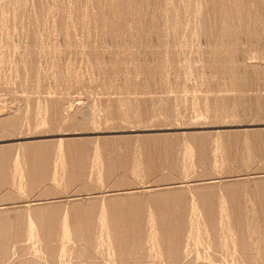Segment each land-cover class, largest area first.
Returning a JSON list of instances; mask_svg holds the SVG:
<instances>
[{"label":"rangeland","instance_id":"rangeland-1","mask_svg":"<svg viewBox=\"0 0 264 264\" xmlns=\"http://www.w3.org/2000/svg\"><path fill=\"white\" fill-rule=\"evenodd\" d=\"M118 1L0 0V264H264V0Z\"/></svg>","mask_w":264,"mask_h":264},{"label":"bare ground","instance_id":"bare-ground-1","mask_svg":"<svg viewBox=\"0 0 264 264\" xmlns=\"http://www.w3.org/2000/svg\"><path fill=\"white\" fill-rule=\"evenodd\" d=\"M58 1V0H57ZM120 1V0H119ZM118 1V2H119ZM130 1V0H129ZM237 1V0H236ZM116 3V2H115ZM131 3V2H130ZM237 3V2H236ZM43 4V3H42ZM189 4V3H188ZM220 4V3H219ZM253 4V3H252ZM151 5V4H150ZM165 5V4H164ZM261 5V4H260ZM132 6V5H131ZM195 6V5H194ZM207 6V5H206ZM230 6V5H229ZM65 7V6H64ZM166 7V6H165ZM244 7V6H243ZM246 7V6H245ZM121 8V7H120ZM216 8V7H215ZM227 8V7H226ZM163 9H164V7H163ZM15 10V9H14ZM121 10V9H120ZM166 10H168V9H166ZM177 10V9H176ZM122 11V10H121ZM179 11V10H178ZM250 11V10H249ZM160 12V11H159ZM174 12V11H173ZM180 12V11H179ZM184 12V11H183ZM234 12H235V10H234ZM113 13H114V10H113ZM123 13V12H122ZM225 13V12H224ZM179 14V13H178ZM213 14V13H212ZM115 15V14H114ZM196 15V14H195ZM217 15V14H216ZM227 15V14H226ZM250 15V14H249ZM166 16V15H165ZM264 16V15H263ZM107 17H108V15H107ZM163 17V16H162ZM218 17V16H217ZM67 18V17H66ZM89 18V17H88ZM120 18V17H119ZM125 18V17H124ZM167 18V17H166ZM177 18V17H176ZM184 18V17H183ZM225 18V17H224ZM105 20V19H104ZM178 20V19H177ZM198 20V19H197ZM171 21V20H170ZM118 22H119V20H118ZM225 22V21H224ZM228 22V21H227ZM232 22V21H231ZM255 22V21H254ZM246 23V22H245ZM112 24V23H111ZM171 24V23H170ZM244 25V24H243ZM252 25V24H251ZM235 26V25H234ZM210 27V26H209ZM214 29V28H213ZM253 29V28H252ZM167 30V29H166ZM172 30V29H171ZM207 30V29H206ZM216 30V29H215ZM251 30V29H250ZM55 31V30H54ZM217 31V30H216ZM256 31V30H255ZM61 32V31H60ZM126 32V31H125ZM175 32V31H174ZM91 33V32H90ZM118 33V32H117ZM124 33V32H123ZM9 34V33H8ZM173 34V33H172ZM192 34V33H191ZM84 36H86V35H84ZM113 36V35H112ZM166 36V35H165ZM225 36V35H224ZM34 37V36H33ZM62 37V36H61ZM180 37V36H179ZM192 37V36H191ZM120 38V37H119ZM124 38V37H123ZM261 39V38H260ZM118 40V39H117ZM49 42V41H48ZM54 42V41H53ZM231 43V42H230ZM40 44V43H39ZM129 44V43H128ZM178 44V43H177ZM37 47V46H36ZM40 47V46H39ZM129 48V47H128ZM135 48V47H134ZM228 48V47H227ZM140 49V48H139ZM203 49V48H202ZM167 50V49H166ZM124 52V51H123ZM44 53V52H43ZM141 53V52H140ZM55 55V54H54ZM65 55V54H64ZM222 55V54H221ZM21 56V55H20ZM215 56V55H214ZM178 58V57H177ZM19 60V59H18ZM90 60V59H89ZM116 60V59H115ZM6 61V60H5ZM8 61V60H7ZM69 61V60H68ZM125 61V60H124ZM226 61V60H225ZM75 62V61H74ZM8 63V62H7ZM6 63V64H7ZM57 63V62H56ZM151 63V62H150ZM157 63V62H156ZM174 63V62H173ZM5 64V63H4ZM71 64V63H70ZM121 64V63H120ZM46 65V64H45ZM78 65V64H77ZM86 65V64H85ZM135 65V64H134ZM133 65V66H134ZM210 65V64H209ZM74 66V65H73ZM140 66V65H139ZM96 67V66H95ZM131 67V66H130ZM230 67V66H229ZM45 68V67H44ZM129 68V67H128ZM148 69V68H147ZM157 69V68H156ZM59 70V69H58ZM256 70V69H255ZM117 71H118V69H117ZM142 71V70H141ZM218 72V71H217ZM5 73V72H4ZM55 73V72H54ZM103 73V72H102ZM156 73V72H155ZM49 74V73H48ZM107 77V76H106ZM233 78V77H232ZM82 79H84V78H82ZM111 79V78H110ZM151 79V78H150ZM67 80V79H66ZM72 80V79H71ZM81 80V79H80ZM109 80V79H108ZM201 81V80H200ZM126 82V81H125ZM159 84V83H158ZM228 85V84H227ZM83 86V85H82ZM130 86V85H129ZM139 86V85H138ZM149 86V85H148ZM195 86V85H194ZM142 87V86H141ZM183 88V87H182ZM191 88V87H190ZM60 89V88H59ZM113 89V88H112ZM218 89V88H217ZM40 90V89H39ZM38 90V91H39ZM55 90V89H54ZM109 90V89H108ZM195 90V89H194ZM233 90V89H232ZM53 91V90H52ZM199 91V90H198ZM103 92V91H102ZM101 92V93H102ZM108 92V91H107ZM140 92V91H139ZM58 93V92H57ZM41 94V93H40ZM144 95V94H143ZM57 97V96H56ZM158 99V98H157ZM55 100V99H54ZM165 101V100H164ZM44 102H45V100H44ZM53 102V101H52ZM159 102H161V101H159ZM166 102V101H165ZM31 104V103H30ZM159 104V103H158ZM59 105V104H58ZM104 106V105H103ZM201 107V106H200ZM38 109V108H37ZM45 109V108H44ZM172 109V108H171ZM34 112V111H33ZM47 113V112H46ZM162 114V113H161ZM220 116V115H219ZM40 118V117H39ZM53 118V117H52ZM58 118V117H57ZM31 119V118H30ZM29 122V121H28ZM44 122V121H43ZM22 123V122H21ZM63 123V122H62ZM5 125V124H4ZM53 125V124H52ZM20 126V125H19ZM57 126V125H56ZM101 126V125H100ZM14 128V127H13ZM47 128V127H46ZM41 129V128H40ZM11 130V129H10ZM31 130V129H30ZM55 130V129H54ZM69 130V129H68ZM23 131V130H22ZM4 133V132H3ZM59 144V143H58ZM55 147V146H54ZM60 148V147H59ZM13 152V151H12ZM11 154V153H10ZM5 156V155H4ZM13 156V155H12ZM87 157V156H86ZM88 159V158H87ZM95 159V158H94ZM92 160V159H91ZM90 161V160H89ZM70 162V161H69ZM95 163V162H94ZM96 164V163H95ZM57 165V164H56ZM62 165V164H61ZM60 166V165H59ZM62 167V166H61ZM92 167V166H91ZM73 168V167H72ZM43 169V168H42ZM46 169V168H45ZM56 169V168H55ZM45 171V170H44ZM21 172V171H20ZM32 173V172H31ZM24 174V173H23ZM34 174V173H33ZM60 174V173H59ZM16 175V174H15ZM46 175V174H45ZM26 176V175H25ZM33 176H35V175H33ZM31 177V176H30ZM46 177V176H45ZM64 177V176H63ZM3 178V177H2ZM18 178V177H17ZM28 178V177H27ZM39 178V177H38ZM51 178V177H50ZM76 178H77V176H76ZM69 179V178H68ZM17 180V179H16ZM28 180H30V178L28 179ZM32 180H34V179H31V181ZM38 180V179H37ZM32 183V182H31ZM67 184V183H66ZM19 185V184H18ZM33 185V184H32ZM37 186H38V184H37ZM61 188V187H60ZM231 198H232V196H231ZM222 202V201H221ZM222 205V204H221ZM210 206V205H209ZM208 207V206H207ZM253 210V209H252ZM228 211V210H227ZM251 211V210H250ZM194 212V211H193ZM215 212V211H214ZM218 212V211H217ZM244 212V211H243ZM206 213V212H205ZM235 214V213H234ZM211 215H213V214H211ZM149 217V216H148ZM213 217V216H212ZM223 217V216H222ZM243 217V216H242ZM194 218V217H193ZM189 219V218H188ZM230 220V219H229ZM243 220V219H242ZM245 220V219H244ZM182 221V220H181ZM204 221V220H203ZM210 221V220H209ZM248 221V220H247ZM197 222V221H196ZM206 222V221H205ZM228 222V221H227ZM226 222V223H227ZM248 224V223H247ZM255 224V223H254ZM198 226V225H197ZM250 227V226H249ZM264 227V226H263ZM150 228V227H149ZM246 228V227H245ZM236 229H237V227H236ZM263 229V228H262ZM152 230V229H151ZM243 230V229H242ZM200 231V230H199ZM200 233V232H199ZM148 234V233H147ZM146 234V235H147ZM158 234V233H157ZM166 234V233H165ZM181 234V233H180ZM236 234V233H235ZM127 235V234H126ZM145 235V234H144ZM154 235V234H153ZM159 235V234H158ZM191 235V234H190ZM224 235V234H223ZM245 235V234H244ZM261 236V235H260ZM112 237V236H111ZM114 237V236H113ZM128 237V236H127ZM189 237V236H188ZM232 237V236H231ZM242 237H243V235H242ZM254 237V236H253ZM149 238V237H148ZM161 238V237H160ZM195 238V237H194ZM193 238V239H194ZM226 238V237H225ZM224 238V239H225ZM127 239V238H126ZM135 239V238H134ZM142 239V238H141ZM168 239V238H167ZM230 239V238H229ZM261 239V238H260ZM132 240V239H131ZM179 240V239H178ZM202 240V239H201ZM208 240V239H207ZM210 240H211V238H210ZM213 240V239H212ZM236 240V239H235ZM256 240V239H255ZM262 240V239H261ZM9 241V240H8ZM7 241V242H8ZM113 241V240H112ZM115 241V240H114ZM147 241V240H146ZM194 241V240H193ZM197 241V240H196ZM117 242V241H116ZM128 242V241H127ZM126 242V243H127ZM151 242V241H150ZM170 242H171V240H170ZM189 242V241H188ZM201 242V241H200ZM244 242V241H243ZM246 242V241H245ZM259 242V241H258ZM152 244V243H151ZM195 244V243H194ZM205 244V243H204ZM246 244V243H245ZM128 245V244H127ZM132 245V244H131ZM110 246V245H109ZM123 246V245H122ZM147 246V245H146ZM262 246V245H261ZM133 247H134V245H133ZM180 247V246H179ZM6 248V247H5ZM148 248V247H147ZM156 248H157V245H156ZM167 248V247H166ZM172 248V247H171ZM190 248V247H189ZM247 248V247H246ZM112 249V248H111ZM120 249H121V247H120ZM170 249V248H169ZM173 249V248H172ZM202 249V248H201ZM200 249V250H201ZM230 249V248H229ZM251 249V248H250ZM119 250V249H118ZM118 250H116V251H118ZM133 250V249H132ZM157 250V249H156ZM190 250H191V248H190ZM189 250V251H190ZM219 250V249H218ZM65 251V250H64ZM145 251V250H144ZM161 251V250H160ZM234 251V250H233ZM119 252H120V250H119ZM119 252H118V254H119ZM158 252V251H157ZM182 252V251H181ZM195 252V251H194ZM221 252V251H220ZM62 253V252H61ZM123 253H125V252H123ZM131 253V252H130ZM153 253V252H152ZM190 253V252H189ZM199 253V252H198ZM215 253V252H214ZM213 253V254H214ZM230 253V252H229ZM242 253V252H241ZM126 254H128V253H126ZM238 254V253H237ZM251 254V253H250ZM37 255V254H36ZM156 255V254H155ZM173 255V254H172ZM244 255V254H243ZM253 255V254H252ZM110 256V255H109ZM112 256V255H111ZM122 256V255H121ZM169 256V255H168ZM171 256V255H170ZM169 256V257H170ZM182 256V255H181ZM123 257V256H122ZM151 257H153V256H151ZM200 257V256H199ZM230 257V256H229ZM111 258V257H110ZM186 258V257H185ZM225 258V257H224ZM127 259V258H126ZM256 259V258H255ZM107 260V259H106ZM254 260V259H253ZM116 261V260H115ZM122 261V260H121ZM164 261V260H163ZM181 261V260H180ZM120 262V261H119ZM136 262V261H135ZM167 262V261H166ZM256 262V261H255ZM121 263V262H120ZM138 263H139V261H138ZM165 263V262H164ZM109 264V263H108ZM122 264V263H121ZM167 264V263H166ZM169 264V263H168ZM173 264V263H172ZM176 264V263H175ZM261 264V263H260Z\"/></svg>","mask_w":264,"mask_h":264}]
</instances>
